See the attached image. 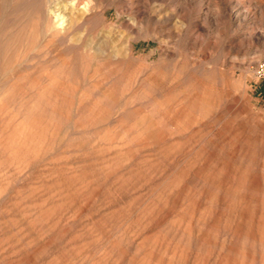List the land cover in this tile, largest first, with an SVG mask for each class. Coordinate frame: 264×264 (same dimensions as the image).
I'll return each mask as SVG.
<instances>
[{"label": "rangeland", "instance_id": "374dc122", "mask_svg": "<svg viewBox=\"0 0 264 264\" xmlns=\"http://www.w3.org/2000/svg\"><path fill=\"white\" fill-rule=\"evenodd\" d=\"M264 0H0V264H264Z\"/></svg>", "mask_w": 264, "mask_h": 264}, {"label": "built area", "instance_id": "2783aa9c", "mask_svg": "<svg viewBox=\"0 0 264 264\" xmlns=\"http://www.w3.org/2000/svg\"><path fill=\"white\" fill-rule=\"evenodd\" d=\"M255 75L258 80L264 85V59L255 64Z\"/></svg>", "mask_w": 264, "mask_h": 264}]
</instances>
